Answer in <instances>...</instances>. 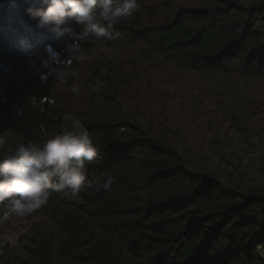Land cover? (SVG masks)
Listing matches in <instances>:
<instances>
[{"label":"trees","instance_id":"1","mask_svg":"<svg viewBox=\"0 0 264 264\" xmlns=\"http://www.w3.org/2000/svg\"><path fill=\"white\" fill-rule=\"evenodd\" d=\"M27 7L43 6L0 0V132L39 142L60 131L71 113L99 146L86 164L89 177L111 173L115 182L81 192L78 201L53 194L49 200L68 210L23 264H264L256 251L264 244V158L246 180L238 157L214 150L264 137V89L253 85L264 83V0H139L132 16L114 26L121 39L82 42L138 46L152 63L214 77L213 107L233 137L203 138L197 146L186 131L142 120L129 97L120 96L132 81L120 63L127 57L90 67L87 80L97 85L81 98L70 91L73 75L64 85L51 75L41 82L42 62L63 58L71 41L37 30ZM158 16L161 22L145 23ZM20 39L31 45L27 52ZM32 96L40 103L31 104ZM7 210L0 203V216Z\"/></svg>","mask_w":264,"mask_h":264},{"label":"clouds","instance_id":"2","mask_svg":"<svg viewBox=\"0 0 264 264\" xmlns=\"http://www.w3.org/2000/svg\"><path fill=\"white\" fill-rule=\"evenodd\" d=\"M10 7H19V0H7ZM42 8L27 7L24 13L35 22L37 30L57 38L67 36L65 55L61 59L49 55L42 62L45 73H37L41 82L51 75L58 85H64L73 72L72 60L84 54L82 42L90 38L118 40L122 33L115 25L132 16L139 0H40ZM70 21L83 25L74 30ZM21 50L31 47L27 39L17 41ZM55 62L57 67H53ZM62 66V67H60ZM70 91L79 95V83H73ZM29 102L40 103L36 96ZM62 129L39 142L16 139L12 130L0 132V203L7 202L8 210L0 216V222L12 217H24L42 208L55 193L68 200H79V194L88 189H109L115 182L111 173L89 177L86 164L95 161L99 146L84 123L66 113L62 117ZM256 251L264 256V244Z\"/></svg>","mask_w":264,"mask_h":264},{"label":"rangeland","instance_id":"3","mask_svg":"<svg viewBox=\"0 0 264 264\" xmlns=\"http://www.w3.org/2000/svg\"><path fill=\"white\" fill-rule=\"evenodd\" d=\"M160 1L148 0L153 5ZM161 21L158 16L147 19L145 23ZM83 48L84 54L75 57L70 65L74 73L71 85L80 84L79 98L87 95L91 87L97 85L91 86V82L87 80L90 67L100 65L101 60L108 62L113 57L124 56L127 59L123 58L120 63L125 67L123 70L131 74L132 81L129 88L120 92V96L123 99L129 97L125 101L136 106L142 120L158 121L173 133L187 132L193 135L195 146L201 144L200 140L203 138L209 140L219 137L221 141L230 137L232 139L233 133L227 130L219 107H213V97L216 96L213 94L216 82L214 77L177 70L158 61L152 63L151 59H145L143 50L138 46L107 49L85 44ZM253 85L264 89V83L253 82ZM255 122L256 120L254 125ZM261 139L264 137L252 139L247 145L226 143L220 149L214 150L233 153L238 157L239 175L247 180L264 158V141H260ZM261 180L264 182V179ZM67 210L68 206L61 200H49L30 215L12 217L8 221L0 222V264L26 262L30 249L43 240L51 231L54 219Z\"/></svg>","mask_w":264,"mask_h":264}]
</instances>
